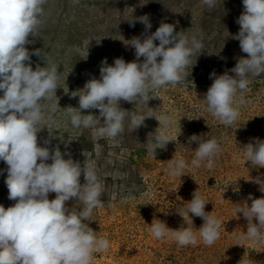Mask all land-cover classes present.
Returning a JSON list of instances; mask_svg holds the SVG:
<instances>
[{
    "label": "rangeland",
    "instance_id": "obj_1",
    "mask_svg": "<svg viewBox=\"0 0 264 264\" xmlns=\"http://www.w3.org/2000/svg\"><path fill=\"white\" fill-rule=\"evenodd\" d=\"M43 7L44 22L38 36H29L30 43L25 47L30 53L40 49L58 65L60 88L56 96L61 109L53 115L55 122L42 125L45 127L37 133L38 146L50 151L59 147L65 159L81 163L86 159L95 165L104 188L102 205L93 210V221L85 223L98 237L106 238L109 247L95 251L92 264H264V240L248 239V222L237 213L241 205H251L249 195L253 199L264 197L259 190L264 183V167L245 162L243 149L254 138L264 140V74L250 77L251 83L242 94L240 115L231 126L216 121L203 100L213 83L211 73L228 71L234 75L230 69L239 58H247L239 41L232 39L239 32L236 21L243 11L242 0H217L213 8L202 0H46ZM146 14L152 25L148 32L138 20L130 25L128 20ZM161 22L174 24L177 32L201 38L202 53L192 58L193 66L187 69L190 75L182 82L150 92L156 98L148 103L121 101L120 106L136 114H169L173 126L166 134L173 141L166 149L149 155L147 140L154 142L159 127L155 117L146 118L136 132L129 130L130 121L126 119L125 130L116 142L94 138L93 129L73 128L63 111L68 106L78 108L79 97H73V92L88 80L100 78L105 58L109 65L115 58L135 60V49L124 41L143 39ZM154 43L159 45V41ZM30 60L33 70L37 64L45 66L42 56L31 55ZM82 114L99 116V110ZM102 122L103 118L100 126ZM193 135L219 142L221 150L211 169L206 161L200 167L192 166L198 146L190 141ZM181 158L188 165L182 176L170 175L169 165ZM6 177L7 165L0 161V205L5 209L15 204L8 199ZM80 182H85L83 175ZM196 191L209 201L205 211L221 222L219 238L211 246L205 245L199 235L203 219L189 213L192 225L186 212ZM55 197V193H49V200ZM66 206L75 210L84 207L76 199L67 201ZM153 220L163 221L173 230L190 227L197 242L181 246L171 236L158 240L151 234Z\"/></svg>",
    "mask_w": 264,
    "mask_h": 264
},
{
    "label": "clouds",
    "instance_id": "obj_2",
    "mask_svg": "<svg viewBox=\"0 0 264 264\" xmlns=\"http://www.w3.org/2000/svg\"><path fill=\"white\" fill-rule=\"evenodd\" d=\"M45 3L46 0H0V161L7 165L8 199L15 201L7 209L0 205V264H92L94 252L109 247V241L98 237L85 223L93 221V210L102 205L104 188L95 165L86 159L83 163L65 159L66 154L59 147L50 151L38 146L37 133L47 123H54L53 115L61 109L56 96L60 88L58 65L40 49L30 53L25 47L30 43L29 36H38ZM202 3L213 8L217 0ZM242 3L243 11L236 21L239 32L232 39L239 41L247 58H239L230 69L234 75L228 71L221 75L211 73L213 83L203 99L206 111L225 126L237 121L250 77L264 74V0ZM137 20L144 24L145 32L151 29L147 14L128 21L134 26ZM124 42L135 49L136 59L125 62L122 57L115 58L112 65L106 58L102 60L100 78L88 80L82 89L73 92V97H79L78 108L68 106L63 111L73 128L93 129L94 138L106 137L113 142L124 132L126 119L130 121L129 130L136 132L146 118L155 117L159 127L154 132V142L147 140L149 155H155L157 149H166L173 141L166 134L173 126L172 117L167 113L159 117L136 114L122 108L121 101L148 103L156 98L150 92L182 82L190 75L187 69L193 66L192 58L202 53L204 45L196 35L177 32L174 24L164 22L143 39L133 37ZM31 55L42 56L45 66L37 64L33 70ZM93 109L99 110V116L82 114ZM190 141L198 145L192 166L200 167L206 161V167L211 169L221 150L217 139L201 140L193 135ZM243 149L245 162L264 167V140L254 138ZM48 160L52 162L46 163ZM187 166L183 158L173 160L168 172L182 176ZM259 190L264 193V183ZM49 193H55V199L49 200ZM71 199L81 202L83 209L67 207L66 202ZM248 199L251 205H241L237 213H242L248 222L247 238L262 241L264 197L253 199L249 195ZM208 202L196 191L186 212L188 217L191 213L203 219L199 235L205 245L211 246L219 238L221 222L205 211ZM178 213L184 218L182 212ZM150 226L151 234L158 240L171 236L181 246L197 242L190 227L173 230L160 220H153Z\"/></svg>",
    "mask_w": 264,
    "mask_h": 264
}]
</instances>
